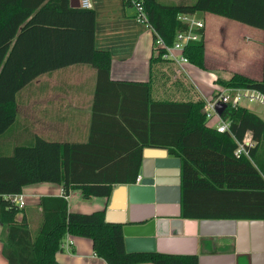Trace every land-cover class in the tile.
<instances>
[{"label": "trees", "instance_id": "obj_1", "mask_svg": "<svg viewBox=\"0 0 264 264\" xmlns=\"http://www.w3.org/2000/svg\"><path fill=\"white\" fill-rule=\"evenodd\" d=\"M69 3L0 0V136L15 122L17 92L40 75L84 63L97 70V85L113 84L111 56L93 44L94 12L71 8ZM143 7L154 40L160 38L166 46H172L178 34L188 32L189 23L179 19L183 16L210 13L264 31V0H196L179 6L143 0ZM192 31L200 38L189 42L183 54L190 64L203 69L205 29ZM80 40L87 43L80 45ZM262 45L264 50V35ZM164 54L158 49L151 65L171 64ZM216 83L264 95V60L261 81L235 74ZM139 86L143 90L139 116L128 114L123 107L118 110L122 127L137 139L134 152L101 151L93 120L86 144L36 137L31 145L15 147L11 155L0 153V222L4 229L0 241L8 264H59L55 255L67 235L91 240L94 255L106 264H198L196 255L128 254L122 226L107 223L104 211L80 214L68 210L65 197L69 190H80L84 199L109 198L114 184L135 183L143 148L166 150L180 159L183 219L264 221V121L246 108L228 105L221 118L229 122V132L218 133L206 126L202 99L154 101L150 84ZM136 118L139 124L134 126ZM247 133L253 145L247 147V156L236 158L237 143ZM133 162L132 178L120 176V168ZM38 183L62 185L64 195L41 199L42 221L33 233L25 217L15 220L23 210L4 197Z\"/></svg>", "mask_w": 264, "mask_h": 264}, {"label": "crops", "instance_id": "obj_2", "mask_svg": "<svg viewBox=\"0 0 264 264\" xmlns=\"http://www.w3.org/2000/svg\"><path fill=\"white\" fill-rule=\"evenodd\" d=\"M91 1V11L95 15L93 44L96 50L110 54L109 78L113 84L104 82L97 85V70L84 63L40 75L17 92L16 119L9 130L0 136V153L11 155L15 147L31 145L36 137L60 144H86L90 140L93 120L99 131L96 140L101 151L122 153L132 149L131 152H134L137 139L130 129L122 127L124 123L118 116V110L123 107L128 114L139 116L141 110L137 109L138 103L143 100L140 84H150L149 95L154 101L186 102L202 99L206 103L220 89H225L216 83L217 79L228 80L238 74L254 81L262 80L263 30L210 13L195 16L205 24L203 69L190 63L177 64L173 61L171 64L151 65V59L157 56V45L152 31L135 20L134 8L126 5L124 0ZM157 1L163 5L179 6L192 5L196 0ZM83 43L87 41H79L80 45ZM256 115L264 121V115ZM135 121L134 126H137L139 120L136 118ZM215 124L216 120H211L207 121L206 126L214 128ZM149 150H142L135 183L114 184L109 198L84 199L80 190H69L65 197L68 210L80 214L104 211L105 221L108 211L112 216L106 222L110 224H119L117 219L121 214H126V218L131 215L135 221L146 220L159 205L143 198L136 204L128 205L126 188L140 184L139 171L144 152ZM164 151L165 154L159 159L175 158ZM134 165L135 162L130 167L125 165L120 168V176L131 179L133 173L129 172H133ZM167 171L173 172V169ZM162 178L169 182L162 187L165 192V199L161 201L165 208L162 215L180 220L183 223L180 232L185 234L188 230L186 224L198 220L183 219L181 204L178 206L176 203V188L172 185L177 181L176 178ZM21 194L25 207L15 220L21 221L25 217L30 230L35 233L42 221L41 199L63 197L64 187L38 183L23 187ZM3 231L0 222V235ZM2 248L0 241V264H8ZM262 248V251L251 253L246 252L248 246L239 243L235 237L217 240L208 238L199 241L195 255L198 259L207 258L203 264H264V244ZM55 259L59 264H106L94 255L91 240L69 235L64 238L61 251L55 255ZM211 259H216V263Z\"/></svg>", "mask_w": 264, "mask_h": 264}, {"label": "water", "instance_id": "obj_3", "mask_svg": "<svg viewBox=\"0 0 264 264\" xmlns=\"http://www.w3.org/2000/svg\"><path fill=\"white\" fill-rule=\"evenodd\" d=\"M72 8H79V0H70ZM226 105L216 106V112L221 116ZM165 154L164 150L151 149L144 152L142 166L139 171L140 184L129 185L126 188L127 204H136L142 198L150 203L159 205L154 213L143 221L133 220L131 215L121 214L117 222L122 226L125 251L128 254L162 253L171 255H195L200 240L211 238L235 237L239 243L248 246L246 252L262 251L264 244V221H234V220H200L186 224L188 230L184 234L181 231L183 223L177 218L164 217L163 207L165 192L162 189L169 182L162 177L172 176L177 181L172 183L177 194L176 203L181 204V186L179 176L181 161L178 158L159 159ZM157 157V158H156ZM167 169H173L168 172ZM167 183V184H166ZM126 213V212H125ZM112 214L107 211L106 221L111 220ZM180 222L182 224H180ZM170 239H165L167 237ZM240 252H237L239 254ZM241 254V253H240ZM207 258L199 257V264H203ZM216 259H211L216 263Z\"/></svg>", "mask_w": 264, "mask_h": 264}, {"label": "built area", "instance_id": "obj_4", "mask_svg": "<svg viewBox=\"0 0 264 264\" xmlns=\"http://www.w3.org/2000/svg\"><path fill=\"white\" fill-rule=\"evenodd\" d=\"M131 3L135 10V20L138 23L145 25L150 28L146 14L144 12L143 0H127ZM79 7L85 10H91L93 4L91 0H79ZM180 20L189 23V30L187 33H180L176 36V40L172 46H166L160 38H157L155 44L157 49H162L165 51L163 58L166 60L173 61L177 64L189 63L183 54L184 47L191 41H197L200 36L192 31V29H205V24L203 21L196 19L195 17H179ZM152 31V30H151ZM247 100L252 103H257L264 108V95L254 89H233L225 88L220 89L218 93L211 100L207 101L202 109L203 114L207 121L216 120L214 129L218 133L229 132V122L224 121L221 116L216 112V106L219 104H224L231 107H241V102ZM252 138L250 133L245 135L242 142L237 143V148L234 151V156L240 158L241 156H247V147H252ZM140 181V178L137 180ZM7 201H9L13 206L18 209H23L25 207L24 197L21 193L5 196Z\"/></svg>", "mask_w": 264, "mask_h": 264}, {"label": "rangeland", "instance_id": "obj_5", "mask_svg": "<svg viewBox=\"0 0 264 264\" xmlns=\"http://www.w3.org/2000/svg\"><path fill=\"white\" fill-rule=\"evenodd\" d=\"M212 98H214V96ZM241 107L246 108L252 113H255L258 115H264V108L257 103H252L247 100H244L241 102ZM22 145H26V144H22Z\"/></svg>", "mask_w": 264, "mask_h": 264}, {"label": "flooded vegetation", "instance_id": "obj_6", "mask_svg": "<svg viewBox=\"0 0 264 264\" xmlns=\"http://www.w3.org/2000/svg\"><path fill=\"white\" fill-rule=\"evenodd\" d=\"M213 240V239H212Z\"/></svg>", "mask_w": 264, "mask_h": 264}]
</instances>
